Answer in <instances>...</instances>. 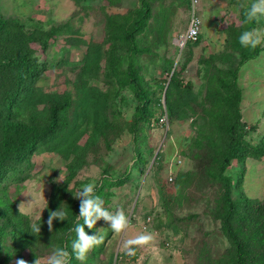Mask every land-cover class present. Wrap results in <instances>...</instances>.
I'll return each mask as SVG.
<instances>
[{
	"label": "rangeland",
	"instance_id": "1",
	"mask_svg": "<svg viewBox=\"0 0 264 264\" xmlns=\"http://www.w3.org/2000/svg\"><path fill=\"white\" fill-rule=\"evenodd\" d=\"M143 1L149 18L134 37L141 51L133 52L114 32L118 25L133 26ZM250 3L198 0L199 39L180 47L174 36L187 27V0H0V18L12 19L24 30L37 27L44 37L29 42L46 68L33 78L25 95L26 101L31 95L34 103L22 108L16 120L46 137L51 101L59 104L54 123L60 128L51 141L19 161H10L4 173L8 175L0 182V264H17L21 259L24 264L35 260L47 264L62 240L54 227L61 219L53 218L49 227L50 212L66 213L68 200L84 197L78 194L85 184H99L104 175L119 179L127 171L132 173L129 178L112 181L100 195L101 207L108 213H123V226L117 230L110 220L97 218L102 251L95 254L94 244L78 264H220L230 241L221 229L222 184L205 160L210 154L201 117L202 109L211 106L208 89L218 90L225 79L220 68L228 64L220 56L231 54L241 91L244 137L252 143L264 140V14L255 17L252 30L261 37L258 54L240 61L229 45ZM2 48L0 85L3 81L9 85L13 69L3 66ZM129 52L139 83L154 97L162 96L156 112L164 117L149 126L136 127L138 98L112 70L118 62L120 69L130 68ZM173 73L179 86L176 96L185 98L186 109L170 117L164 91ZM97 94L101 105L95 110L89 102ZM219 96L221 104L225 97ZM3 140L0 133V156ZM137 150L144 152V161L136 170ZM226 173L233 181V197L264 202V154L233 158ZM77 220L81 221L79 215ZM33 223L40 224L38 232ZM142 235L149 238L138 240Z\"/></svg>",
	"mask_w": 264,
	"mask_h": 264
},
{
	"label": "trees",
	"instance_id": "2",
	"mask_svg": "<svg viewBox=\"0 0 264 264\" xmlns=\"http://www.w3.org/2000/svg\"><path fill=\"white\" fill-rule=\"evenodd\" d=\"M251 1L252 4L256 2V0ZM187 4L189 6V0H187ZM140 11L141 13L134 19L131 28L118 25L116 32H114L120 40L123 38L133 52L141 51L136 47L134 37L141 32L146 20L149 18V8L144 1ZM248 12L249 8H244L242 16L245 21L239 27L238 35H232L229 40L232 50L238 52L240 61H245L258 54L262 47L260 43L255 47H251L240 42V35L246 30H253L257 22L256 18H249ZM35 39L40 41L44 39L43 33L37 27L32 30H24L14 20L0 18V46L5 51L6 60L3 66L13 69L9 85L6 81H3L0 85V133L4 138V149L0 156V182L8 175H4V173L7 171L10 161L21 160L25 154L31 153L36 146L51 141L60 130L57 124L54 123L55 112L59 104L53 105L51 101L48 103L50 105L51 121L49 126L51 127L45 132L46 137L39 134V131L35 128H24L20 120H16L17 115L22 113V108L31 106V103H34L31 95H29L27 101L25 95L31 88L33 78L46 68L43 61L38 60L33 55V51L29 46V42ZM195 41H188V43ZM127 57L130 68L122 70L118 62L112 65V70L118 82L126 81L138 98L139 103L133 114L136 127L149 126L154 121L164 117L163 112H156V105L161 103L162 96L160 94L154 97L147 88L139 83L137 79L138 72L133 67L134 60L131 52L127 54ZM220 57L222 62L228 64L227 68H220V71L225 75V79L219 83L218 90L208 89L206 99L211 101V106H205L202 109L203 114L201 117V125L204 128L203 135L208 141L207 149L210 154L206 156L205 160L213 165L215 178L222 184V192L219 197L222 211L221 229L230 241V248L221 255L222 258L218 263L264 264V202H258L256 199L243 195L233 197V181L231 176L226 173V169L233 158L244 159L247 156L263 155L264 140L259 143H252L244 137V127L243 123H240L239 112L241 91L235 83L237 70L231 64V54H221ZM119 61L122 62L121 59ZM108 74L111 75L110 72ZM175 81L176 77L173 73L164 91L166 108L170 117L186 109L185 98L180 95L176 96L175 88H179V86H177L178 83L175 84ZM219 94L225 97L221 104L218 103ZM100 101L101 96L98 94L92 96L89 106L97 110L101 105ZM62 103H65L66 106L69 101L66 99ZM217 105L221 107V110L215 107ZM208 134H210V138ZM135 157L133 166L137 170L138 163L144 161V152L137 150ZM12 173L13 169L9 171V175ZM131 175V171H127L126 175L119 179L104 175L99 184L95 185V194L102 195L104 187L112 185V181L117 183L125 181ZM85 198L84 196L80 200H68L65 219H61L54 224L55 230L62 237L59 247H64L69 252L67 264H78V258L74 255L71 244L76 239L75 226L83 224L84 216L80 215L79 212L81 201ZM77 215H79L81 221L77 220ZM84 230L89 234H97L95 224L91 228L84 225ZM102 243L103 238L96 244L95 254L102 251ZM131 254V257H135L136 253L131 250Z\"/></svg>",
	"mask_w": 264,
	"mask_h": 264
},
{
	"label": "clouds",
	"instance_id": "3",
	"mask_svg": "<svg viewBox=\"0 0 264 264\" xmlns=\"http://www.w3.org/2000/svg\"><path fill=\"white\" fill-rule=\"evenodd\" d=\"M258 14H264V0H260V3H253L249 12V18H255ZM240 42L243 45L255 47L260 42V35L255 33L252 30L244 31L240 37ZM78 196H85L86 198L81 201L80 212L79 214L84 216V224H77L75 226L76 239L72 241L71 247L74 255L80 259L84 260L87 250L92 247L94 244L100 242L102 237L97 238L96 234H89L85 232L84 225H87L88 228H91L95 220L99 217H104L107 220H110L111 226L114 229H120L124 222L125 218L123 213L118 215H112L107 212L104 208L101 207L102 199L99 195L95 194V185L93 183L85 184L79 191ZM66 213L62 210H52L48 217V224L51 227L52 219L59 218L65 219ZM39 223H33L32 228L35 231H39ZM149 237L140 236L137 239L140 241H145ZM69 257V252L64 247H56L52 254L47 259V264H67V259ZM17 264H24V260H18ZM34 264H37V261H34Z\"/></svg>",
	"mask_w": 264,
	"mask_h": 264
},
{
	"label": "built area",
	"instance_id": "4",
	"mask_svg": "<svg viewBox=\"0 0 264 264\" xmlns=\"http://www.w3.org/2000/svg\"><path fill=\"white\" fill-rule=\"evenodd\" d=\"M198 0H189V16L185 31L174 36L175 44L182 46L185 42L195 41L201 31V19L197 11Z\"/></svg>",
	"mask_w": 264,
	"mask_h": 264
}]
</instances>
